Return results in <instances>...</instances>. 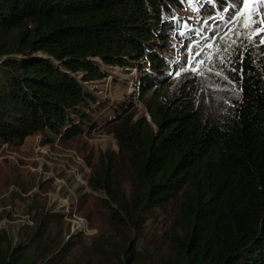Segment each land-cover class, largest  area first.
I'll list each match as a JSON object with an SVG mask.
<instances>
[{
	"label": "trees",
	"instance_id": "trees-1",
	"mask_svg": "<svg viewBox=\"0 0 264 264\" xmlns=\"http://www.w3.org/2000/svg\"><path fill=\"white\" fill-rule=\"evenodd\" d=\"M214 3L229 7V18L236 12L235 0ZM185 6L0 0V148L37 134L50 144L92 130L105 105L87 85L107 78L106 67L138 68L135 86L152 125L135 121L126 104L110 120L120 122L118 162L126 164L130 190L120 182L124 166L111 157L90 178L107 194L108 222L123 235L137 233L172 208L162 264H264V44L243 39L231 53L208 58L195 51L201 71L221 59L229 85L204 96L199 80L174 76L186 62L171 59L172 34L184 45L195 38L180 33L176 11ZM224 34L212 33L214 46ZM49 215L36 217V231L19 244L0 230V264H58L69 254L70 243L50 239L49 223L61 218ZM140 253L137 244L112 250L117 260L126 257L123 264H136Z\"/></svg>",
	"mask_w": 264,
	"mask_h": 264
},
{
	"label": "rangeland",
	"instance_id": "rangeland-1",
	"mask_svg": "<svg viewBox=\"0 0 264 264\" xmlns=\"http://www.w3.org/2000/svg\"><path fill=\"white\" fill-rule=\"evenodd\" d=\"M184 2L186 6L176 11L182 22L180 33L195 38L184 45L172 34L169 40L171 59L186 62L183 69L174 72V76L178 78L184 74L188 79L196 78L199 83L195 89H202L204 96L222 95L229 85H225L227 80L221 73V59H216L207 70L201 71L194 52L200 50L205 54L204 58L225 48L227 51H223L224 54L231 53L232 48L243 39L256 45L255 42L260 41L264 34L249 37L241 26L242 20L231 22L235 11L229 18V7L222 8L214 3L215 0ZM209 3L214 4V12H202V8ZM218 22L220 24L215 25ZM211 31L227 35L224 34L223 39L219 37L217 47L209 49L207 45L214 44L216 38ZM117 68L106 67L109 72L107 78L87 85L95 92L99 102L105 105L95 115L97 127L64 140L56 137L50 144H43L41 135L37 134L21 144H4L0 148V230L7 231L13 242L19 244L28 237L30 230L31 233L36 231V217L46 213H50L49 216L59 215L61 222L49 223L50 239H55L56 244L70 243L71 252L58 264H123L126 257L122 256L119 261L112 254V250L122 243L125 247L137 244L141 253L136 264H162L166 253L169 241L162 236V232L168 229L173 218L172 208L159 214L157 220H149L143 231L123 235L108 222L110 212L105 207L107 194L101 188L95 189L90 185V178L98 176L103 161L111 157L119 164L123 162L122 158L118 162L120 151L115 132L116 129L121 130L120 122H110L122 104L133 105L130 112L135 113V121L145 118L152 125L146 103L134 98L138 96L135 82L142 77V73L134 68L135 72L131 70L121 74ZM172 69L169 66L164 71ZM122 166L124 171L120 182L128 192L130 176L126 164L122 163ZM131 238L133 245L129 241ZM98 252L106 253V258Z\"/></svg>",
	"mask_w": 264,
	"mask_h": 264
},
{
	"label": "snow or ice",
	"instance_id": "snow-or-ice-1",
	"mask_svg": "<svg viewBox=\"0 0 264 264\" xmlns=\"http://www.w3.org/2000/svg\"><path fill=\"white\" fill-rule=\"evenodd\" d=\"M235 2V18L231 22L237 23L242 20L243 23L241 26L246 30L249 37L252 35L261 36V34H264V11H261V9H264V0H235ZM225 35H227V33H225ZM237 35H239V33H237ZM221 39H223V37H221ZM233 43H235V41H233ZM259 43L264 44V37L260 39ZM213 47L214 45L211 43L207 45L209 49ZM217 51L220 50L217 49ZM223 51H227V48ZM195 55L199 56L200 53L197 52ZM200 63L202 64L204 61H200ZM233 71H237V69H233ZM239 71L243 72L244 70L239 69ZM216 74L220 75V73Z\"/></svg>",
	"mask_w": 264,
	"mask_h": 264
},
{
	"label": "built area",
	"instance_id": "built-area-1",
	"mask_svg": "<svg viewBox=\"0 0 264 264\" xmlns=\"http://www.w3.org/2000/svg\"><path fill=\"white\" fill-rule=\"evenodd\" d=\"M144 61V60H143ZM145 61H147L148 62V60H147V58H145ZM118 70H120V72H122L121 74H124L125 72H128V71H133V72H135L134 70V68H131L130 70L128 69V68H125V70L124 71H122V69H124V68H117ZM138 70V69H137ZM141 72V71H140ZM115 73V72H114ZM135 88L137 89V87L135 86ZM137 92H138V89H137ZM135 98V100L137 101V100H139V97L138 96H135L134 97Z\"/></svg>",
	"mask_w": 264,
	"mask_h": 264
}]
</instances>
